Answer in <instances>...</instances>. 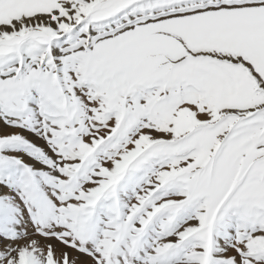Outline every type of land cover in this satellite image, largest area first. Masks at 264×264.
I'll return each instance as SVG.
<instances>
[{
  "label": "snow or ice",
  "instance_id": "1",
  "mask_svg": "<svg viewBox=\"0 0 264 264\" xmlns=\"http://www.w3.org/2000/svg\"><path fill=\"white\" fill-rule=\"evenodd\" d=\"M0 264H264V0H0Z\"/></svg>",
  "mask_w": 264,
  "mask_h": 264
}]
</instances>
